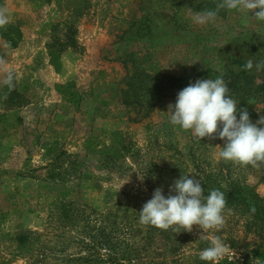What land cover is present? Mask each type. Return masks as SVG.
Returning <instances> with one entry per match:
<instances>
[{"label": "rangeland", "instance_id": "1", "mask_svg": "<svg viewBox=\"0 0 264 264\" xmlns=\"http://www.w3.org/2000/svg\"><path fill=\"white\" fill-rule=\"evenodd\" d=\"M219 3L0 0V264H110L125 252L140 264H205L215 237L228 248L216 264H264V222L249 213L255 198L264 207V161L225 162L223 140L200 141L167 113L190 82L221 76L264 127V101H241L264 84V70L244 69L264 62V22L225 9L215 24L191 22ZM182 174L205 194L240 190L247 205L226 203L223 226L205 235L140 224L154 191L167 196Z\"/></svg>", "mask_w": 264, "mask_h": 264}, {"label": "clouds", "instance_id": "2", "mask_svg": "<svg viewBox=\"0 0 264 264\" xmlns=\"http://www.w3.org/2000/svg\"><path fill=\"white\" fill-rule=\"evenodd\" d=\"M220 9L264 22V0H220L216 10L193 13L191 22L200 26L215 24ZM7 22L6 14L0 12V26ZM253 68L264 70V62L254 63L247 59L244 69L251 71ZM12 81L13 75L9 73L4 84L11 86ZM237 105L227 83L218 76L190 82L177 93L175 103L169 104L167 113L172 126L190 131L200 141L205 137L223 140L224 146H218L219 159L242 166L256 165L258 161H264V127L253 124L248 111L238 109ZM258 124L264 125V117ZM201 181V178L182 174L169 187L167 196L162 188H157L139 212L140 224L165 231L172 229L177 233L191 232L194 225L202 229L204 235L209 230H219L225 222V194L219 189L205 194ZM227 252V246L215 237L210 246L200 252L199 259L205 264H216Z\"/></svg>", "mask_w": 264, "mask_h": 264}, {"label": "trees", "instance_id": "3", "mask_svg": "<svg viewBox=\"0 0 264 264\" xmlns=\"http://www.w3.org/2000/svg\"><path fill=\"white\" fill-rule=\"evenodd\" d=\"M55 54L51 52V64L55 67V71H59L60 69V65L56 60V57L54 56ZM53 56V57H52ZM15 90V93H18L19 95H21L22 93H26L28 91V86L25 85V87H13ZM7 91H11V90H7ZM246 97L245 98H241V101L243 103H255L256 101H258L257 99H260L261 101H264V84H261L259 86L256 87L255 90L253 91H247L246 93ZM2 119V117H0V120ZM85 147L87 148V152L92 153L93 150L90 149V144L86 143ZM96 153H100V151H96ZM242 192L240 190L237 189H231L230 192L225 196L226 199V203L229 204H234V205H242L243 207H245L246 204V200L245 198H243L241 196ZM257 199L255 198L254 202L250 204V209H249V213L251 216L256 217L257 219H259L260 221L264 222V207L260 204L257 203ZM239 203V204H238ZM70 206H66V208H69ZM108 220V219H106ZM111 229V234H113V230L116 229L117 224L116 223H111L110 225H108ZM115 226V227H114ZM129 226V230H131V225H127ZM119 231V230H118ZM131 232V231H130ZM104 242L101 244L102 247H108V249L110 250H114V247L111 246L110 244H107L109 242V239L106 235V233L100 236V243ZM131 254V252H125L123 255L117 257V258H113V254H108V258L107 261L110 264H140V262L138 261L137 258V254L134 253V255ZM92 257V256H91ZM75 261L77 264H94L93 261L90 259V255L89 256H85V257H79Z\"/></svg>", "mask_w": 264, "mask_h": 264}]
</instances>
